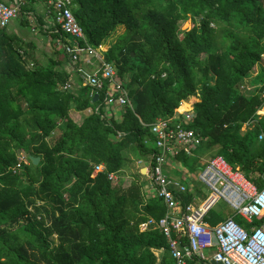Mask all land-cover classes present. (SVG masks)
Masks as SVG:
<instances>
[{"label": "trees", "instance_id": "16d2710c", "mask_svg": "<svg viewBox=\"0 0 264 264\" xmlns=\"http://www.w3.org/2000/svg\"><path fill=\"white\" fill-rule=\"evenodd\" d=\"M72 2L93 47L124 26L105 59L114 61L132 107L123 109L120 120L101 116L102 108L73 120L71 109L102 106L103 95L93 101L91 87L82 82L75 92L63 90L70 74L58 69L57 51L46 65L30 66L35 57L29 44L0 29V264H172L162 232L138 230L147 216L164 215L163 201L151 195L140 209L141 183L112 185L107 173L128 166L131 152L148 156L154 150L148 124L171 115L197 92L200 101L193 104L188 127L206 140L195 156L180 151L176 159L194 171L201 167L199 157L215 147L212 155H223L247 178L264 184V117L255 113L264 97L245 96L238 88L264 53V0ZM18 20L28 26L24 13ZM187 20L190 28L181 29ZM54 35L62 43L72 38L60 31ZM186 105L177 109L188 110ZM251 118L254 126L242 130ZM19 150L39 156V163L28 159L13 172ZM98 163L105 171L92 177ZM234 218L247 227L241 216ZM220 219L212 209L205 217L212 224ZM263 221L264 215L254 224Z\"/></svg>", "mask_w": 264, "mask_h": 264}, {"label": "built area", "instance_id": "2783aa9c", "mask_svg": "<svg viewBox=\"0 0 264 264\" xmlns=\"http://www.w3.org/2000/svg\"><path fill=\"white\" fill-rule=\"evenodd\" d=\"M37 1L45 3L44 15L47 21L39 25L37 15L27 11L25 16L32 29L42 28L48 34L59 31L69 34L74 42L62 43L61 46L70 57L73 70L80 75L82 85L91 87V95H103V105L88 108L86 112H98L102 108L101 116L119 118L118 114L125 107H132L131 98L117 77L114 61L105 59L106 49L100 44L93 47L80 42L86 40L72 11V0ZM25 3L26 0H0V29L7 28L21 15V7ZM82 64L93 65L94 68L87 71ZM259 65L264 68V53L255 67L258 71H251L252 77L249 74L238 86L239 92L245 96L251 97L261 92L264 97V80H257ZM76 86L70 79L62 85V89L72 91ZM198 97L196 92L189 95L188 100L193 98L194 103ZM261 109L256 111L259 117L264 116ZM194 114L193 108L185 111L175 108L171 115L158 117L148 124L154 136V150L147 156V165L137 160L138 169L147 177L153 194L163 201L166 211L159 219L148 216L139 223L138 230L144 232L154 228L162 232L168 241L172 264H188L193 257L204 262L207 259L206 252L211 249V259L222 264H264V221L259 225L254 224L255 219L264 215V184L258 187L256 182L248 179L238 166H232L222 155L208 158L196 173L184 172L180 176L183 181L171 176L169 165L173 164V160L178 161L176 156L180 151L190 154L202 140L199 134L188 127ZM254 121L246 122L245 126L252 127ZM122 134L117 132L118 137ZM262 138L263 133H260L259 139ZM28 159L29 154L19 150L17 162L11 170H22L23 164H28ZM103 171L105 166L102 163L95 164L91 176ZM107 177L112 184L119 178L115 172H108ZM260 178L264 182V174H260ZM201 185L209 188L206 196L202 193ZM187 197L189 200L184 202ZM220 200L225 201L234 214L211 224L205 220V216ZM235 215L241 216L248 226L238 223Z\"/></svg>", "mask_w": 264, "mask_h": 264}, {"label": "crops", "instance_id": "0c3cea01", "mask_svg": "<svg viewBox=\"0 0 264 264\" xmlns=\"http://www.w3.org/2000/svg\"><path fill=\"white\" fill-rule=\"evenodd\" d=\"M6 1H8V2H10L11 0H6ZM27 1V0H26ZM73 1V0H72ZM24 5H26L27 6V8L28 9H26V11H24V12H21L22 14L24 13V16H25V13L27 12V11H31V12H34L36 15H37V22H38V24L39 25H43V24H45L46 23V17H45V15H44V10H45V3L44 2H41V1H37V0H31V2H30V4L28 5L27 3H25ZM24 5H22V6H24ZM73 10V9H72ZM21 15H19L16 19H17V21L15 22V23H19L18 25H17V28H18V30L16 29V31L14 30V31H11V32H13V33H15L19 38H21L24 42H26V43H28L29 44V48H28V50H29V53H32V55L35 57V52H34V49L36 48V50H37V45H38V39H39V37L41 38V37H45L46 35H48L47 37H49L50 39L48 40L49 41V43H48V47H50L51 49H52V46H53V44L54 43H56L57 45L55 46V47H57L59 50H55V51H57L58 52V59L59 60H61V65H59L58 66V69H61V68H63V69H65L66 71H68L69 72V78H68V80H70V79H72L75 83H76V87H78L79 86V83L80 82H82V79H81V77H80V75H78L77 73H75V71L73 70L74 68H73V66H72V62H71V59H70V57H69V55L67 54V53H65V51H64V49H63V46H61L62 45V42H58V40L56 39V36L54 35V33H46L43 29H41V28H39L38 30H35V29H32V27H31V25L29 24V22H28V26H24V25H22L20 22H19V20H18V18L20 17ZM23 26L25 29H27V31H30V33H31V36H32V38L31 39H29V40H27V39H25L23 36V33H22V30H23V28L21 27V26ZM82 27V26H81ZM118 28H121L118 32L120 33L119 35H117L115 38H110V35L111 34H113V32H111V33H109L103 40H102V42L100 43V45H102V48H104V49H106V52L109 50V48H110V46L117 40V38L124 32V26H119ZM83 29V28H82ZM114 31V30H113ZM17 32V33H16ZM18 32H20V34H22V35H19L18 34ZM84 36H85V33H84ZM108 38H110L109 39V41H111L110 43H109V41H107L106 42V40L108 39ZM35 39V40H34ZM85 40H86V42H84L83 40H81L80 42L83 44V43H87V44H89L90 45V43L88 42V40H87V38H86V36H85ZM74 42V40H73V38H71L70 39V44H72ZM63 44H65L64 42H63ZM91 46V45H90ZM55 47H54V49H55ZM56 48V49H57ZM106 52H104V57H105V53ZM47 55H49V53L47 52ZM54 55H52V56H49V58H51V57H53ZM49 58H48V60H47V62L49 61ZM36 61L40 64V65H46L47 64V62L44 64L43 62H39V60L38 59H36L35 58V60H31V63H30V65H34V64H36ZM108 61V60H107ZM83 65V64H82ZM84 66V65H83ZM116 73H117V70H116ZM81 79V80H80ZM67 80V81H68ZM123 84V83H122ZM75 87V88H76ZM125 87V86H124ZM72 89V91H74L75 92V90L76 89ZM126 88V87H125ZM127 89V88H126ZM128 91V90H127ZM128 94H129V92H128ZM130 96V95H129ZM131 98V97H130ZM184 101V103H187L188 105H190V109H192L193 108V103H191L192 101H188V99L187 100H183ZM183 101H181L180 102V104H179V106L180 105H182V103H183ZM179 106H177V107H179ZM264 106V105H263ZM262 106V107H263ZM176 107V108H177ZM181 107V106H180ZM131 108V107H130ZM180 109V108H179ZM190 109H188V110H190ZM261 109V108H260ZM86 110V109H85ZM85 110H82V111H85ZM180 111V110H179ZM74 112V113H73ZM77 112V110H74V109H71L70 110V115H71V118L73 119V120H75V118L76 117H78V119L80 118V113H76ZM256 113V112H255ZM118 116H120L119 118L117 117V118H115V119H118V120H120L121 119V117H122V113L119 115L118 114ZM256 116H258L257 114H256ZM261 117H264V116H258V119L259 118H261ZM193 119V118H192ZM250 120H255L254 121V124H255V122H256V119L255 118H251V119H249V120H247V121H245L244 123H243V125H242V127L245 125V123L246 122H248V121H250ZM254 124H253V126H254ZM252 126V127H253ZM241 127V129L242 130H244L243 128ZM246 127V126H245ZM252 127H247V129L249 128V129H251ZM198 134V133H197ZM201 137H202V140H201V142H200V144L196 147V148H194L193 149V151L190 153V154H187L184 150H181L186 156H189V157H193V156H195L196 155V150L201 146V144L206 140V137H204L203 135H201V134H199ZM258 138H259V136H258ZM263 139V138H262ZM207 153H209V154H211L210 155V157H213V156H215V155H212V153H210V152H205V153H203L200 157H199V159H198V165L199 166H203L204 165V163L208 160V159H205V160H202V158L207 154ZM29 154V153H28ZM130 154H132V153H130ZM30 155V154H29ZM217 155H221V154H217ZM223 156V155H222ZM209 157V158H210ZM224 157V156H223ZM146 158V162H147V160H148V157L146 156L145 157ZM225 158V157H224ZM139 160H142V159H139ZM178 160V159H177ZM136 163H137V161H136ZM173 164H171V165H169V168H170V170H171V176H173V177H178V178H180V176H182L183 174H185L184 172H187V171H189L190 173H194L196 170H194V171H191V170H189V169H187L185 166H183L182 165V163L178 160V161H174L173 160V162H172ZM143 165V164H142ZM173 166V167H172ZM175 166V167H174ZM233 166V165H232ZM240 168V167H239ZM128 169H129V166H126L122 171H120V172H118L117 174H118V176H119V178H118V180L114 183V184H112V185H120L121 187H126V186H128V185H130V183L135 179V180H138L140 183H141V187H140V190H141V196H142V203L140 204V209H142V207L144 206V204L146 203V199L148 198V197H150L152 194H153V190L151 189V187H150V184H149V180L147 179V177L146 176H144L143 174H142V172L140 173L139 172V169H138V166H136V171L135 172H130V171H128ZM199 169V168H198ZM197 169V170H198ZM181 179V178H180ZM249 179V178H248ZM182 180V179H181ZM183 181V180H182ZM252 181V180H251ZM254 182V181H253ZM112 183V182H111ZM257 185H258V187H261V186H259V184L257 183ZM154 195V194H153ZM155 196V195H154ZM207 215V214H206ZM148 217V216H147ZM206 217V216H205ZM221 217V216H220ZM222 219H224L223 217H221V219L220 220H222ZM219 220V221H220ZM218 222V221H217ZM210 223V222H209ZM212 224V223H211ZM216 224V223H215ZM248 226V225H247ZM206 254H207V259L203 262V261H201V260H199L198 258H196V257H193V258H191L190 260H189V262H188V264L191 262L192 264H210V259H211V256H212V249L211 250H208L207 252H206Z\"/></svg>", "mask_w": 264, "mask_h": 264}, {"label": "rangeland", "instance_id": "374dc122", "mask_svg": "<svg viewBox=\"0 0 264 264\" xmlns=\"http://www.w3.org/2000/svg\"><path fill=\"white\" fill-rule=\"evenodd\" d=\"M17 21V19L15 18L9 25H8V27L6 28L7 29V31L8 32H11V31H16V29L18 30V28H17V25L19 24L18 22L17 23H15ZM17 24V25H16ZM21 26V25H20ZM190 26H191V23H190V20H187L186 22H184L183 24H182V26H181V29H188V28H190ZM22 28H23V30H22V33H23V35L22 34H20V32H18V34L19 35H22L25 39H27V40H29V39H31L32 38V36H31V33H30V31H27V29H25L23 26H21ZM121 28H116L114 31H112L113 32V34H111L110 35V38L112 39V38H115L117 35H119L120 33L118 32L119 30H120ZM17 33V32H16ZM48 35H46L45 37H39V39L37 40L38 41V47H37V50H36V48L34 49V52H35V58L36 59H38L39 60V62H43L44 64L47 62V60H48V58H49V56H52V55H54V52H55V50H59L57 47H55V49H54V47L52 46V49L50 48V47H48V43H49V37H47ZM110 38H108L107 40H106V42L107 41H109V39ZM35 40V39H34ZM111 41H109V43H110ZM221 38L220 37H218V39H217V44L219 45H221ZM57 48V49H56ZM47 52L49 53V55H47ZM30 66H32V65H30ZM84 68L85 69H87V71H89V69H92V68H94V66L93 65H85L84 66ZM254 71H258V70H254ZM253 70H252V72H254ZM252 72L250 73V75H251V77H252ZM249 75V76H250ZM246 77H248V76H246ZM239 93H241V92H239ZM189 95H192V94H189ZM189 95L187 96V99H189L188 97H189ZM189 101V100H188ZM195 101H197V100H195ZM198 101H200V96L198 97ZM194 104V103H193ZM186 107H188V105H186L184 108H186ZM194 107V106H193ZM189 109H190V107H189ZM185 111V110H184ZM74 113V112H73ZM76 113H80V118L78 119V117H76L75 118V120L76 121H80V120H82V118L84 117V115H87V113L88 112H86V110L85 111H77ZM185 113V112H184ZM244 130H246L247 129V127H245V125L242 127ZM214 149H215V147L213 148V149H211L209 152L210 153H212L213 151H214ZM132 153V152H131ZM210 155L211 154H209V153H207L203 158H202V160H205V159H208L209 157H210ZM137 156V157H136ZM128 157H129V163H128V166H129V169H128V171H130V172H135L136 171V166H138V164L136 163V161L137 160H139V159H142V161H143V165H147V162H146V158H145V156H142V155H140V154H138V155H135L134 153H133V155L132 154H129L128 155ZM35 166V165H34ZM194 173H196V171L194 172ZM201 190H202V193L206 196L207 194H208V192H209V188L208 187H206L205 185H201ZM212 210H215L216 212H218L219 214H220V216L221 217H223V218H225L226 216H228V215H233L234 214V212H233V210L226 204V202L225 201H223V200H220L214 207H213V209ZM40 218V217H39ZM54 238H57V235H54ZM56 242H57V239H56Z\"/></svg>", "mask_w": 264, "mask_h": 264}, {"label": "water", "instance_id": "95a60500", "mask_svg": "<svg viewBox=\"0 0 264 264\" xmlns=\"http://www.w3.org/2000/svg\"><path fill=\"white\" fill-rule=\"evenodd\" d=\"M97 96H98V94H94V96H93V101H95L96 99H97ZM29 159H30V161H31V163L33 164V165H37L38 163H39V161H40V157L39 156H36V155H33V154H30L29 155ZM210 264H222L221 262H217V261H215V260H213V259H210Z\"/></svg>", "mask_w": 264, "mask_h": 264}, {"label": "bare ground", "instance_id": "6f19581e", "mask_svg": "<svg viewBox=\"0 0 264 264\" xmlns=\"http://www.w3.org/2000/svg\"><path fill=\"white\" fill-rule=\"evenodd\" d=\"M193 100V98H191V100H189V101H192ZM184 102V101H183ZM192 103V102H191ZM179 110V109H178ZM263 113V112H262Z\"/></svg>", "mask_w": 264, "mask_h": 264}, {"label": "clouds", "instance_id": "9594fccd", "mask_svg": "<svg viewBox=\"0 0 264 264\" xmlns=\"http://www.w3.org/2000/svg\"><path fill=\"white\" fill-rule=\"evenodd\" d=\"M187 100V99H186Z\"/></svg>", "mask_w": 264, "mask_h": 264}]
</instances>
